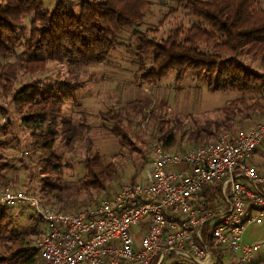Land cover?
Here are the masks:
<instances>
[{
	"label": "trees",
	"instance_id": "obj_1",
	"mask_svg": "<svg viewBox=\"0 0 264 264\" xmlns=\"http://www.w3.org/2000/svg\"><path fill=\"white\" fill-rule=\"evenodd\" d=\"M78 1L80 10L75 13L69 9V5L77 3L73 0L60 1L51 12L45 10L41 0H0V55L15 54L18 48L27 54V58L16 59L4 66L0 74L1 83L14 77L12 65L35 72L43 70L48 60L67 63L71 68L106 62L118 47L125 45L121 40L123 30L145 23L147 8L151 3L150 0ZM175 2L177 9L189 10L200 22L189 26L177 24L162 38L155 37L158 30L151 26L145 30H133L131 38L137 43L133 60L137 66L136 77L145 84L157 85L170 72H175L180 82L188 73H195L204 79L212 92L230 89L248 94L260 91L259 99L264 101V7L260 6V0ZM31 13L34 17L30 22L29 34L25 36L20 30L24 27L26 15ZM42 52L46 56L41 57ZM246 58L258 59L261 69ZM70 74L62 80L63 87L54 84L41 88V81L37 80L14 93V101L23 112L21 121L30 130V145L46 154L41 162L45 173H62L54 152L56 140L61 138L68 141L80 134L71 120L61 119L63 107L77 101L74 92L85 84L77 71ZM245 102L242 97L230 101V105L223 108L225 120L217 121L214 130L213 125L207 123L193 131L191 138L198 143L196 145L209 143L212 140L209 138L217 134L220 128L230 129L234 107ZM257 106L258 103L245 105L249 111L257 110ZM111 111L102 115L103 121L120 122L123 113ZM2 132L3 125L0 123V135ZM121 135L126 134L119 133ZM175 139L171 133L162 146L169 150ZM259 150L254 152L251 161L260 167L264 161L258 164L255 160ZM148 158L147 155L142 161V167ZM2 159L0 155L2 167H10L8 163L3 164ZM86 161L88 174L84 179L88 187L105 189L104 184L115 176L116 167L113 164L103 166L98 155ZM9 181L10 178L0 172V186L9 184ZM211 186H205L203 194L209 193ZM40 191L55 196L62 204L59 210L64 211L72 206L71 201L65 200L60 179L45 181ZM11 207L0 203V264H42L38 245L33 244L28 236L15 232Z\"/></svg>",
	"mask_w": 264,
	"mask_h": 264
},
{
	"label": "rangeland",
	"instance_id": "obj_2",
	"mask_svg": "<svg viewBox=\"0 0 264 264\" xmlns=\"http://www.w3.org/2000/svg\"><path fill=\"white\" fill-rule=\"evenodd\" d=\"M41 1L45 10L51 12L57 3L68 0ZM73 1L77 3L69 5V9L78 13L80 3L78 0ZM150 2L145 23L125 28L121 34V40L125 45L118 47L106 62L71 68L67 63L48 60L43 70L35 72L14 68L12 65L11 72L14 73V77L7 82H0V123L3 125V132L0 135L3 146L0 147V155L3 164L10 165L2 167L0 163V172L10 178L9 184L0 186V196L12 189L26 190L36 194L43 205L61 209L62 204L55 196L40 191V186L45 181L60 179L65 200L72 202L71 207L63 210L74 211L109 197L123 182L140 171L142 161L149 156L153 147L162 146L165 138L171 133L176 139L174 145L168 147L169 150L180 151L197 146L198 143L191 138L192 132L207 123L213 125L214 130L217 121L225 120L226 112L223 108L229 106L230 101L242 97L246 102L241 105L238 103V107H234L232 127L228 130L220 128L209 140L217 139L222 131L224 133L249 129L264 117V101L259 99L260 91L248 94L230 89L212 92L204 79H200L195 73H188L180 82L176 73L170 72L157 85L145 84L136 77L137 66L133 60L137 43L131 38L135 30H145L151 26L158 30L155 37L162 38L177 24L189 26L200 22L189 10L177 9L175 0ZM260 6L264 7V0H260ZM33 17V13L25 17L24 27L20 30L25 36L29 34ZM40 56L44 57L46 53L42 52ZM25 58L27 54L21 48H18L15 54L0 55V74L6 64ZM246 60L252 61L253 66L261 69L262 65L258 59ZM74 70L80 79L85 80V84L74 92L77 101L67 103L63 107L61 119L71 120L80 134L79 137L68 141L61 138L56 140L54 152L62 173H45L41 162L46 158V154L38 152L30 145L32 142L30 130L21 121L23 112L14 101V93L24 85L37 80L41 81V88L54 84L62 86V80L69 77ZM257 103L259 104L257 110L249 111L245 107ZM112 109L123 113L120 122L103 121L102 115ZM23 110L26 111V108ZM119 133L126 135L119 136ZM257 153L259 156H256V160L263 157L259 161L262 162L264 156H260V152ZM96 155L100 156L103 166L113 164L116 167L115 176L106 181L104 184L106 188L101 190L88 187L84 179L88 174L86 159ZM10 211L15 232L28 236L33 244L38 245L44 232L43 221L27 204L13 206ZM30 216L33 218L30 219ZM262 239L264 216L260 221L249 223L242 235V241L245 243ZM263 261L262 253L251 264H264ZM167 264L193 263L174 256L168 259Z\"/></svg>",
	"mask_w": 264,
	"mask_h": 264
},
{
	"label": "built area",
	"instance_id": "obj_3",
	"mask_svg": "<svg viewBox=\"0 0 264 264\" xmlns=\"http://www.w3.org/2000/svg\"><path fill=\"white\" fill-rule=\"evenodd\" d=\"M263 146L264 117L205 145L153 147L134 177L79 210L45 206L26 190H8L0 203L27 204L43 221L42 264H167L174 256L251 264L264 254V239L242 241L245 227L264 216V170L251 161Z\"/></svg>",
	"mask_w": 264,
	"mask_h": 264
},
{
	"label": "crops",
	"instance_id": "obj_4",
	"mask_svg": "<svg viewBox=\"0 0 264 264\" xmlns=\"http://www.w3.org/2000/svg\"><path fill=\"white\" fill-rule=\"evenodd\" d=\"M258 152H260L261 153V155L260 156H264V151H263V149H261V150H259ZM263 159V157H261V158H259L258 160H256V158H255V160L257 161V162H259V161H261ZM264 161V160H263ZM262 161V162H263ZM262 162H259L258 164H260V163H262ZM256 167H258V168H260V169H263L264 170V166L262 165V166H256Z\"/></svg>",
	"mask_w": 264,
	"mask_h": 264
}]
</instances>
